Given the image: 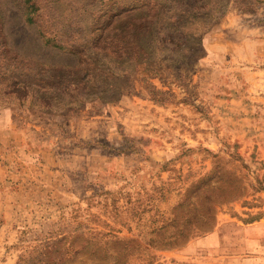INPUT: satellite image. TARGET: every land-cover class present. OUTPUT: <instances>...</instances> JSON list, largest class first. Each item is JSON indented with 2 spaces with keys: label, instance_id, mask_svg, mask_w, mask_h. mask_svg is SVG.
Instances as JSON below:
<instances>
[{
  "label": "rangeland",
  "instance_id": "obj_1",
  "mask_svg": "<svg viewBox=\"0 0 264 264\" xmlns=\"http://www.w3.org/2000/svg\"><path fill=\"white\" fill-rule=\"evenodd\" d=\"M0 264H264V0H0Z\"/></svg>",
  "mask_w": 264,
  "mask_h": 264
},
{
  "label": "trees",
  "instance_id": "obj_2",
  "mask_svg": "<svg viewBox=\"0 0 264 264\" xmlns=\"http://www.w3.org/2000/svg\"><path fill=\"white\" fill-rule=\"evenodd\" d=\"M33 4H30L29 6H27V11L28 10H32V6ZM28 19H30V17H28ZM123 75H121L120 77H122ZM118 83V82H117ZM97 96H100V94H97ZM210 178H212V176H210L209 177V180H210ZM208 180V179H207ZM208 180V181H209ZM208 181H206V179H203V180H201L200 181V183L195 187V188H198V187H200V185L201 184H205V182H208ZM202 191H203V193L205 194V196L203 195V197H202V200H204V199H206V200H208V199H210V197H209V187L208 186H205V188H202Z\"/></svg>",
  "mask_w": 264,
  "mask_h": 264
}]
</instances>
